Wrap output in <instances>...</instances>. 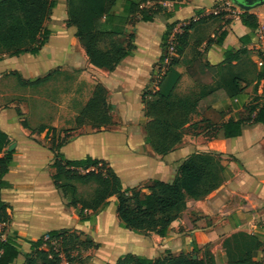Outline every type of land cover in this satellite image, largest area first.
<instances>
[{
  "label": "crops",
  "instance_id": "1",
  "mask_svg": "<svg viewBox=\"0 0 264 264\" xmlns=\"http://www.w3.org/2000/svg\"><path fill=\"white\" fill-rule=\"evenodd\" d=\"M55 2L45 24L50 34L37 54L0 55V76L15 74L24 81L49 76L37 87L66 73L64 79L57 78L56 93L44 100L51 114L36 119L37 128L45 126L42 133H33L35 128L28 122L30 129L22 127L16 105L0 108V131L8 135L10 145L15 144L14 164L3 177L0 191V201L7 206L5 238L13 236L21 246L24 240L36 241L51 231L76 230L101 246L76 252L73 262L63 264H115L123 254L154 259L184 255L207 264H264V124L254 121L259 107L253 113L249 111L263 103L261 99L256 101L260 96L255 88L258 90L264 79V4L245 8L234 0L161 2L162 13L153 21L126 27L119 42L124 43L133 34L134 50L108 72L89 64L74 38L76 28L66 25V0ZM155 3L149 0L146 7ZM244 13L256 17L257 28L241 23ZM165 14L172 16L167 18ZM199 20L203 22L189 32L188 49L176 67L181 77L174 95L189 98L194 90L191 98L195 100L204 87L186 71L185 62L195 50L201 54L200 61L209 66L205 87L220 88L236 77L240 91L233 97L203 98L183 129L180 144L166 156H159L146 143L142 96L157 90L167 25L174 24L170 34H179L185 25ZM212 27L211 34L203 36L202 30ZM96 84L107 91L113 125L101 131L89 125L76 127L75 119ZM238 120L246 121L241 134L224 137L223 126ZM49 128L56 129V139L71 130L59 151L67 160L91 157L105 161L122 183L138 186L142 198L150 195L148 187L154 180L172 183L179 166L193 154H220L222 185L218 191L187 198L164 238L121 228L115 197L100 213H88L90 220L81 223L78 209L67 206L52 182L54 153ZM28 253L23 246L17 264H25Z\"/></svg>",
  "mask_w": 264,
  "mask_h": 264
},
{
  "label": "trees",
  "instance_id": "2",
  "mask_svg": "<svg viewBox=\"0 0 264 264\" xmlns=\"http://www.w3.org/2000/svg\"><path fill=\"white\" fill-rule=\"evenodd\" d=\"M148 1L66 0V25L76 28L74 38L84 50L90 65L108 72L114 71L124 58L132 55L134 50L133 34H129L124 43L119 42V38L125 35L126 27L134 26L138 22L153 21L162 13L160 3L173 0H154L156 2L154 5L146 7ZM240 3L245 4L242 0ZM55 6V0H0V55L13 57L26 53L37 54L47 42L50 32L45 28V24ZM165 15L167 18L172 16ZM240 20L242 24L257 28V19L254 15L244 13ZM202 22L203 20L191 22L182 28L181 33L175 35V55L158 78L157 90L146 91L142 96L147 118L144 124L146 143L159 156H166L180 144L182 131L189 124L192 113L200 107L199 103L203 98L210 95H213L212 100L233 97L240 91L236 77L224 82L220 88L205 87L209 82V66L200 61L201 54L195 50L192 58L185 62L186 71L204 87L195 100L174 95L181 77L176 67L188 46L189 32L197 23ZM173 27L174 24H168L167 31L162 36L161 62L168 55L170 31ZM217 43H220V40ZM48 77L20 80L26 85L38 86ZM255 92L259 94L257 87ZM260 99L258 97L256 101ZM257 108L254 121L264 124V103L250 108V113ZM111 112L105 87L96 84L89 100L75 119L76 127L89 125L92 129L101 131L113 125ZM18 117L20 119L22 117L19 111ZM246 121H229L223 126L224 137L239 136ZM21 125L25 129H30L26 120L22 119ZM44 129L45 126H40L35 131L42 133ZM69 131L71 130L65 131L63 138L56 139V129L49 128L53 137L51 150L54 153L52 163L54 172L51 179L62 193L67 206L78 209L81 223L90 220L88 213H100L109 205V200L115 197L116 214L121 228L128 232L155 234L164 238L168 236L170 227L178 218L187 198L201 197L218 191L222 185L223 168L220 154H193L179 166L172 183L154 180L148 187L150 195L142 198L141 189L122 183L105 161L91 157L67 160L61 155L59 151L67 143L66 133ZM10 144L8 135L0 131V191L4 188L3 177L14 164L15 151H7ZM77 184H94L93 195L87 199L82 198ZM6 221L7 206L0 201V222ZM23 246L29 249V253L25 254V264H63L64 261L71 263L76 252L101 247L76 230L51 231L36 241L24 240L21 246L15 237L7 236L5 240L0 239V264H17ZM115 264L207 263L203 259L184 255L167 254L164 258L154 259L141 254H123Z\"/></svg>",
  "mask_w": 264,
  "mask_h": 264
},
{
  "label": "rangeland",
  "instance_id": "3",
  "mask_svg": "<svg viewBox=\"0 0 264 264\" xmlns=\"http://www.w3.org/2000/svg\"><path fill=\"white\" fill-rule=\"evenodd\" d=\"M212 28H206L202 30L203 36L206 37L207 34H211ZM188 47V46H187ZM185 49V53L187 48ZM194 52V51H193ZM193 55V54H192ZM183 62V61H182ZM249 77H252V73L248 72ZM66 73H60L57 77L59 80L64 79ZM57 78L55 81L48 82L43 86H28L23 81L20 80V77L15 74L3 75L0 76V108L6 107L9 104L16 105L17 109L24 111L21 119L26 120L31 124L35 129H32L33 133L35 132L38 121L36 120L38 116L44 115L45 118L51 114V107L44 105V100L52 96V93H56ZM194 90L190 92L188 97L195 95ZM80 103V102H79ZM78 105V101H76ZM81 111V110H80ZM85 126V125H83ZM81 126V127H83ZM32 127V128H33ZM80 127V126H79ZM61 138V137H60ZM139 188V187H138ZM95 189L94 184L81 185L79 187V194L82 198H90L93 195Z\"/></svg>",
  "mask_w": 264,
  "mask_h": 264
},
{
  "label": "built area",
  "instance_id": "4",
  "mask_svg": "<svg viewBox=\"0 0 264 264\" xmlns=\"http://www.w3.org/2000/svg\"><path fill=\"white\" fill-rule=\"evenodd\" d=\"M176 33H173L170 35L169 37V50H168V55L164 58L162 64V70L161 73L159 75V77L163 74V72L166 69V66L169 64L170 59L175 55V38ZM264 64V63H263ZM258 91H259V96L262 100V102L264 103V79L261 80L259 87H258ZM4 227H5V223H1L0 222V239L1 240H5V234L3 233L4 231Z\"/></svg>",
  "mask_w": 264,
  "mask_h": 264
},
{
  "label": "water",
  "instance_id": "5",
  "mask_svg": "<svg viewBox=\"0 0 264 264\" xmlns=\"http://www.w3.org/2000/svg\"><path fill=\"white\" fill-rule=\"evenodd\" d=\"M241 0H234V2L240 4L242 7L248 8L254 4H264V0H242L245 4L240 3ZM15 147V144H12L8 147L7 151H12Z\"/></svg>",
  "mask_w": 264,
  "mask_h": 264
}]
</instances>
